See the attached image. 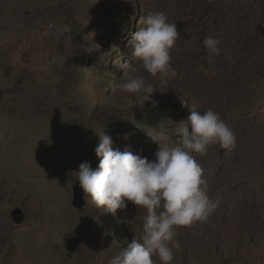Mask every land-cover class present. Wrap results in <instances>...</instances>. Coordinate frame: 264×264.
Returning a JSON list of instances; mask_svg holds the SVG:
<instances>
[{"label": "rangeland", "instance_id": "rangeland-1", "mask_svg": "<svg viewBox=\"0 0 264 264\" xmlns=\"http://www.w3.org/2000/svg\"><path fill=\"white\" fill-rule=\"evenodd\" d=\"M233 8L247 13L243 24ZM155 11L180 32L170 50L177 75L165 85L131 56L132 34ZM209 35L220 55L203 48ZM263 39L264 0H0V264H109L140 241L146 211L96 207L75 172L84 161L98 167L102 132L113 149L154 160L152 137L178 143L190 112L208 109L234 132L235 147L192 155L207 162L212 153L230 185L208 192L221 203L207 221L176 228L171 264H264ZM124 61L134 66L127 75L156 88L149 99L116 88Z\"/></svg>", "mask_w": 264, "mask_h": 264}, {"label": "clouds", "instance_id": "clouds-1", "mask_svg": "<svg viewBox=\"0 0 264 264\" xmlns=\"http://www.w3.org/2000/svg\"><path fill=\"white\" fill-rule=\"evenodd\" d=\"M142 25L131 36L132 59H138L144 70L158 76L165 85L177 75L171 66L170 50L180 32L176 23L168 22L161 11L149 13ZM220 43L217 37L209 35L202 46L210 55H220ZM118 67L125 76L116 88L128 94L143 93L145 100L149 99L156 88L146 83L143 76L127 75L133 64L124 61ZM188 121L189 127L182 130L178 143L169 144L163 132L159 141L151 136L159 145L154 160L127 149H113L112 138L102 132L94 149L98 167L93 169L90 162L84 161L75 172L86 201L90 198L96 207L114 214L132 202L146 211L141 240L133 239L109 264H153L154 254L163 264H171L173 248L179 247V241L174 240L176 228L205 222L219 207L220 196L209 195L204 169L192 153L203 155L210 144L224 149L235 147V134L211 109L202 113L191 111Z\"/></svg>", "mask_w": 264, "mask_h": 264}, {"label": "bare ground", "instance_id": "bare-ground-1", "mask_svg": "<svg viewBox=\"0 0 264 264\" xmlns=\"http://www.w3.org/2000/svg\"><path fill=\"white\" fill-rule=\"evenodd\" d=\"M255 1V0H254ZM234 9V8H233ZM235 10V9H234ZM235 11H238L237 12V15H236V19H235V23H240V24H243L244 22H245V20L243 21H239L238 20V18L240 17V16H247V13L245 12V11H243V10H235ZM248 23H252L253 24V19H250L249 21H248ZM185 29V28H184ZM243 29H245V28H242V29H239V30H243ZM259 30V29H258ZM261 32V31H260ZM261 34V33H260ZM257 35V34H256ZM254 34L253 35H251V37H250V39H253L254 38ZM260 36V35H259ZM259 36H256V37H258L259 38ZM263 36V35H262ZM249 39V40H250ZM239 43H242L243 42V40H247V35H246V32H245V30L244 31H242V32H240V35H239ZM264 40V39H263ZM257 41V40H256ZM225 43H226V41H225ZM224 43V44H225ZM262 43V42H261ZM222 44V43H221ZM233 44V43H232ZM253 44V43H252ZM251 44V45H252ZM182 45H183V43H182ZM242 45V44H241ZM245 45V46H244ZM243 46L245 47V49H250V48H248L250 45H249V41L247 42V43H245ZM184 46V45H183ZM224 46V45H223ZM233 46V45H232ZM252 47V46H251ZM229 48V47H228ZM224 49V48H223ZM233 49V48H232ZM255 50V49H254ZM224 51V50H223ZM240 51V50H239ZM253 52V51H252ZM241 53V52H240ZM242 53H243V51H242ZM248 53V52H247ZM231 55H233V54H231ZM250 56H251V54H250ZM232 57V56H231ZM234 58V57H233ZM245 60V59H244ZM244 63V62H243ZM210 88V87H209ZM208 88V89H209ZM223 88V87H222ZM221 89V88H220ZM213 90V89H212ZM223 118V117H222ZM249 142V141H248ZM247 142V143H248ZM210 147V146H209ZM211 148H212V146H211ZM214 149V148H213ZM208 150V149H207ZM215 150V149H214ZM207 152V151H206ZM208 152H209V154H210V151L208 150ZM240 152V151H239ZM214 153V152H213ZM216 153V152H215ZM198 154V153H197ZM205 154H207V153H205ZM217 154H218V152H217ZM216 154V155H217ZM195 155V154H194ZM213 154L211 153V155H209V157H207L209 160L207 161V162H205L201 157H202V155H201V157H199V156H194L195 158H196V160H197V162L201 165V167L204 169V179H205V181H206V189H207V191L209 192V191H217L219 194H225L226 192H228V191H226V188L227 187H225V185H226V183L227 182H229V180L226 178V176H225V169H226V165L224 164V167H225V169L223 170L222 168H223V164L221 163V161H219V160H217L216 158V160L213 158V156H212ZM219 155V154H218ZM217 155V156H218ZM205 156V155H204ZM203 156V157H204ZM206 156H208V155H206ZM249 157V156H248ZM226 158V157H225ZM207 160V159H206ZM247 160V159H246ZM251 160V159H250ZM249 160V161H250ZM252 161V160H251ZM247 162H248V160H247ZM249 163V162H248ZM236 164V163H235ZM243 164H246V163H243ZM207 165H209V166H207ZM210 168V170H209V168ZM228 168H229V171H230V169H231V167H233V166H227ZM220 169H222L223 171H224V178H223V171L221 170V172H219L220 171ZM228 172V171H227ZM231 172V171H230ZM233 172H234V170H233ZM233 172H231V175L232 176H235V174L233 173ZM240 172V171H239ZM230 174V173H229ZM228 175V174H227ZM229 177V176H228ZM225 178H226V183L224 184V181H225ZM233 180V179H232ZM228 185H230V183H228L226 186H228ZM230 187V186H229ZM213 193V192H212ZM214 194V193H213ZM209 195L211 196V193H209ZM212 197H213V195H212ZM230 197V196H229ZM222 199V198H221Z\"/></svg>", "mask_w": 264, "mask_h": 264}, {"label": "water", "instance_id": "water-1", "mask_svg": "<svg viewBox=\"0 0 264 264\" xmlns=\"http://www.w3.org/2000/svg\"><path fill=\"white\" fill-rule=\"evenodd\" d=\"M80 194H82V193L79 192V193L77 194V197H79ZM12 216H13V218H14V220H15L16 222H21V221L23 220V218H24V214L22 213V209H21L20 207L17 208V209H15V210L13 211Z\"/></svg>", "mask_w": 264, "mask_h": 264}, {"label": "trees", "instance_id": "trees-1", "mask_svg": "<svg viewBox=\"0 0 264 264\" xmlns=\"http://www.w3.org/2000/svg\"><path fill=\"white\" fill-rule=\"evenodd\" d=\"M124 19H125V18H124ZM124 19H123V20H124ZM252 35H253V30H252ZM158 107H159V106H154V108H158ZM122 227H123V226H122ZM121 229H123V228H121ZM126 234H127L126 230L123 229V234H122V235H126ZM75 240H76V239H73V240L70 242V244L73 245L74 242H75ZM78 246H79V243H78V241H77V242L75 243V246H73V249L76 250Z\"/></svg>", "mask_w": 264, "mask_h": 264}]
</instances>
